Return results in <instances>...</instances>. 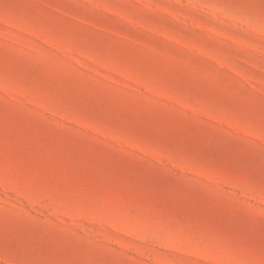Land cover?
Listing matches in <instances>:
<instances>
[{
    "label": "rangeland",
    "instance_id": "rangeland-1",
    "mask_svg": "<svg viewBox=\"0 0 264 264\" xmlns=\"http://www.w3.org/2000/svg\"><path fill=\"white\" fill-rule=\"evenodd\" d=\"M0 0V264H259L261 0Z\"/></svg>",
    "mask_w": 264,
    "mask_h": 264
},
{
    "label": "snow or ice",
    "instance_id": "snow-or-ice-1",
    "mask_svg": "<svg viewBox=\"0 0 264 264\" xmlns=\"http://www.w3.org/2000/svg\"><path fill=\"white\" fill-rule=\"evenodd\" d=\"M254 4V0H242L241 6H246L248 8H251ZM261 14L264 15V0H261L260 4ZM262 227H264V220L261 221ZM260 261L259 264H264V249L261 250L260 253Z\"/></svg>",
    "mask_w": 264,
    "mask_h": 264
}]
</instances>
